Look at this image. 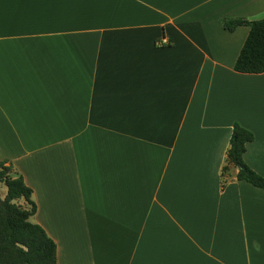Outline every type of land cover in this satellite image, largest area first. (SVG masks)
<instances>
[{
    "label": "crops",
    "instance_id": "crops-1",
    "mask_svg": "<svg viewBox=\"0 0 264 264\" xmlns=\"http://www.w3.org/2000/svg\"><path fill=\"white\" fill-rule=\"evenodd\" d=\"M262 17L264 0H0V160L56 264H264V189L222 174L236 121L264 176V72L233 69L249 27L223 23Z\"/></svg>",
    "mask_w": 264,
    "mask_h": 264
},
{
    "label": "trees",
    "instance_id": "trees-1",
    "mask_svg": "<svg viewBox=\"0 0 264 264\" xmlns=\"http://www.w3.org/2000/svg\"><path fill=\"white\" fill-rule=\"evenodd\" d=\"M223 23L228 30L240 25L249 27L233 69L242 73L264 72V17L254 20L227 18ZM252 139L250 131L236 121L233 123L222 174L232 164L238 169V180L264 189V176L243 159L246 144ZM1 185H4L5 193L0 195V264H56L55 241L42 226L31 220L36 211L32 189L13 171L7 159L0 160ZM20 199L26 205H22Z\"/></svg>",
    "mask_w": 264,
    "mask_h": 264
},
{
    "label": "rangeland",
    "instance_id": "rangeland-1",
    "mask_svg": "<svg viewBox=\"0 0 264 264\" xmlns=\"http://www.w3.org/2000/svg\"><path fill=\"white\" fill-rule=\"evenodd\" d=\"M4 189H5L4 185H1V186H0V195H2V194L4 193ZM19 202H20L22 205H26L25 202H24L22 199H20Z\"/></svg>",
    "mask_w": 264,
    "mask_h": 264
},
{
    "label": "built area",
    "instance_id": "built-area-1",
    "mask_svg": "<svg viewBox=\"0 0 264 264\" xmlns=\"http://www.w3.org/2000/svg\"><path fill=\"white\" fill-rule=\"evenodd\" d=\"M158 44H168L167 39L163 38Z\"/></svg>",
    "mask_w": 264,
    "mask_h": 264
}]
</instances>
